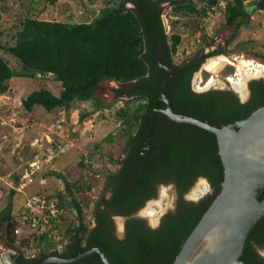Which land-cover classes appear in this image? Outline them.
I'll return each mask as SVG.
<instances>
[{
  "label": "trees",
  "instance_id": "trees-1",
  "mask_svg": "<svg viewBox=\"0 0 264 264\" xmlns=\"http://www.w3.org/2000/svg\"><path fill=\"white\" fill-rule=\"evenodd\" d=\"M103 1L107 3L106 6L91 22L73 24L28 16L14 37V46L6 47L0 40V95L9 91L8 81L14 77L34 78L38 74L55 77L63 87L59 96L41 89L23 101L27 111L41 106L51 113L58 108L70 109L76 100H93L103 82H119L124 85L130 99H136L134 108L129 104L119 113V117L124 119L128 139L126 143H131L129 137L140 119L151 118L157 109L167 108L162 101V87L170 76L167 67L177 73L176 79L166 86V92H169L175 112L179 115L208 121L222 128L243 121L264 107L263 80L252 82V98L244 104L233 93L224 90L213 89L204 93L192 91L190 83L193 74L205 63L208 55L189 56L179 63L174 61L183 38L180 33L170 36L167 31L163 19V4L166 0H119L116 4ZM202 1L205 5L198 7L192 0H182L174 12L176 16H194L195 32L200 31L204 41H207L208 34L200 25L214 8L222 11L225 23L230 27L239 26L243 19L249 20L253 13L264 14V0H253L250 4L246 3L247 0H230L226 2L225 8L219 0ZM47 2L54 5L58 0ZM31 3L34 1L31 0ZM1 34L0 31V38ZM1 51L18 59L21 70H14ZM162 116L164 114L158 118ZM86 118L87 115L81 117L82 120ZM188 127L194 129L195 133L185 130ZM181 128L184 131L167 132L165 157L161 156L153 163L142 166L143 177L138 178V173L131 181L130 177L133 176L128 169L133 167L141 143L146 140V132H138L137 147L127 159L121 175L112 172L107 176V186L112 196L103 197L97 202L95 214L98 223L88 230L82 207L74 195V190L81 193L84 188L67 182L59 175L65 181V192L53 194L59 197L61 206L67 211L70 200L78 219L64 232L62 227L67 221V212L64 213L60 218L62 225L55 228L61 235L60 241L49 238V233L43 237L35 235V247L41 250L57 248L67 236L71 245L66 258L74 259L91 249L101 248L113 264H174L185 241L220 194L224 181V167L216 136L191 125L181 124ZM107 156L110 155L107 153ZM79 164L86 168L83 162ZM200 178L209 182L212 192L198 202L186 200V193ZM159 183H173L179 198L176 208L163 216L157 228H152L145 219L131 216L142 209L149 199L157 196L156 186ZM16 192L10 188V195ZM35 194H40V191ZM102 204H106L108 209L103 217L98 215ZM5 214L8 241L14 245H29L28 239L18 241L15 235L19 222L15 221L12 203ZM112 214L127 218L124 239H118L112 235L113 232L111 234L115 229L110 220ZM263 249L264 219L249 236L243 261L246 264H264V257L259 252ZM75 264L104 263L98 254H94Z\"/></svg>",
  "mask_w": 264,
  "mask_h": 264
},
{
  "label": "rangeland",
  "instance_id": "rangeland-1",
  "mask_svg": "<svg viewBox=\"0 0 264 264\" xmlns=\"http://www.w3.org/2000/svg\"><path fill=\"white\" fill-rule=\"evenodd\" d=\"M33 1L32 4L31 0H0L2 12L0 40L4 46L15 45L14 37L20 30L22 21L28 16L39 20L81 24L91 22L107 4L103 0H58L54 5L49 4L47 0ZM108 1L112 4L119 2V0ZM181 1L166 0L163 4V19L169 35L180 33L183 38V42L174 56V61L179 63L189 56L208 55L205 63L192 79L195 90L202 92L212 87V89L226 91L235 87L234 91L241 99H244L235 86L239 84L241 77L246 74L248 76L247 90L251 80L264 79V77H252L253 68L243 66V61L246 60L264 65L262 57L264 56V14L253 13L249 20L243 19L239 26L230 27L226 25L222 11L214 8L205 20L202 19L203 22L200 25L208 34L207 41H204L201 32H195L194 16L180 14L176 16L175 7ZM192 1L198 7L205 5L202 0ZM219 1L225 8L226 2L230 0ZM252 1L247 0L246 3L250 4ZM128 6L130 7V4ZM234 35L235 38H233ZM1 53L14 70H21L22 66L18 59L6 51H1ZM223 56L226 57V62H221L220 58ZM211 79L217 83L208 85ZM8 86L9 91L0 95V180L2 182L16 181V173L25 167L26 162L33 161L34 155H42L44 152L47 162H45L42 173L40 172L34 177L30 188L28 186L22 192L10 195L9 186L0 182V244H4L7 237L5 213L8 206L13 204V214L17 216L22 211L26 198L36 192L51 193L53 196H55L53 194L55 192H65V181L59 175L67 179V182L84 188L81 193L79 190H74V195L82 207L86 230L92 228L96 223L97 202L109 195L107 176L116 171L117 162L126 141L124 119L119 117V113L129 104L134 108L136 99H130L123 84L106 81L98 87L93 100L87 102L76 100L70 109L58 108L51 113L46 112L41 106H35L30 112L23 106V101L30 94L47 89L59 96L63 89L62 84L55 77H42L38 74L34 78L14 77L8 81ZM83 115H87L85 120L81 119ZM62 120L67 127L62 134L63 144H60L58 139L61 138L57 134L51 135L49 126L52 123L58 124ZM50 135L54 137H52L53 144L48 142L51 140ZM49 137L50 139H48ZM37 139L41 140L39 145H35ZM59 145L70 146L65 147L62 151L61 147L58 148ZM27 149L30 151L28 150L26 153L24 150ZM99 150V153L110 155V163H106L105 174L101 173L100 169L101 176L96 178L91 176L89 167L82 168L79 163L90 165L86 158L89 154ZM103 156L105 157V155ZM84 158L85 160H83ZM44 174L45 176L53 175L54 179L40 185L39 181L44 177L42 176ZM32 185L37 188L32 189ZM198 189H203L207 194L212 192L208 181L205 178H200L186 193L185 199L195 200L194 192ZM178 198L179 192L173 184L161 185L158 188L157 196L149 200L137 214L139 218L145 219L149 226L157 228L162 217L176 208ZM68 202L67 223L65 222L62 227L64 232L78 219L77 211L72 207L71 201ZM114 224V232L119 238H123L126 232L125 219L115 217ZM65 237V241L70 239ZM15 247L28 255L38 251L35 244L27 249H23L24 246L19 243L15 244ZM259 252L264 257V249Z\"/></svg>",
  "mask_w": 264,
  "mask_h": 264
},
{
  "label": "water",
  "instance_id": "water-1",
  "mask_svg": "<svg viewBox=\"0 0 264 264\" xmlns=\"http://www.w3.org/2000/svg\"><path fill=\"white\" fill-rule=\"evenodd\" d=\"M166 69L170 76L163 84L162 101L167 108L156 111L153 119L160 112L178 124L197 126L213 133L224 167L220 194L185 241L174 264H246L243 261L246 243L256 225L264 219V107L247 119L222 128L179 115L165 91L177 73L170 67ZM248 98L249 95L246 100ZM206 194L201 193L193 201H200ZM64 250L62 247L60 252ZM93 254H98L104 264H113L101 248L91 249L71 260L52 258L44 264L77 263ZM14 257V251L1 253L0 264H12Z\"/></svg>",
  "mask_w": 264,
  "mask_h": 264
},
{
  "label": "flooded vegetation",
  "instance_id": "flooded-vegetation-1",
  "mask_svg": "<svg viewBox=\"0 0 264 264\" xmlns=\"http://www.w3.org/2000/svg\"><path fill=\"white\" fill-rule=\"evenodd\" d=\"M199 56H201V55H197V57H199ZM197 72H195V73H197ZM195 73L193 74V77H194ZM193 77H192V79H193ZM192 79H191L190 85H191L192 91H194V92L204 93V92H208V91L214 89V88L212 89V87H211L210 89H208L206 91H202V92L197 91V90H195L194 86L192 85ZM255 80H263L264 81V79H253V80L250 81V83L248 84V93H247V95H249V98L247 100H246L247 96L246 97L242 96L245 99H241L237 95V93L234 91L235 87H233V89L226 90V92L233 93L240 103H242V104L247 103L252 98V94L253 93H252L251 85H252V82L255 81ZM165 91H166V88H165ZM168 95H169V92H168ZM132 98H135V97H132ZM163 110H165V109H157V111H163ZM161 114H163V113H160V112L157 113L155 119H153V116L151 118L148 117L146 119H140L139 122H137L135 129H133L134 132H133L132 136L129 137L131 143H126L128 141L127 136H126V141L124 142L125 145H124V147H122V151H121L122 153L120 154V157H119L118 162H117V167H116V171H115V173H117V175H121V172L123 171L124 167H126L127 159L130 157V154L132 153V151L134 149H136V147H137V144H138V132H144V133L146 132V140L142 141L140 148L138 147L139 148V152L137 153V158L133 161V167L128 169L130 175L133 176V178L130 177L131 181H133L135 179L134 178L136 176L135 174H138V173L140 174L138 178H142L143 177L144 167H142V166H144L145 164L148 165L149 162L153 163L155 159L160 158L161 156L165 157L166 151H165L164 147L166 146L165 141H166V139L168 137V134H167L168 131H171V130H176L178 132H181L182 130L184 131V129H182L183 127L181 128V124H178V123L174 122L173 120H171L170 118L166 117L165 115L160 117V118H158L159 115H161ZM185 125H188V124H185ZM191 126H193V125H191ZM194 127H197V126H194ZM125 130H126V128H125ZM185 130H188L191 134L195 133V130L192 129L191 127H188ZM95 154L96 153L89 154L88 158H86V159L89 160V163L92 162L95 165V167H100L101 166V162H103L102 163L103 165L101 166L100 169L102 170L101 173L104 172V174H105V172H106L105 171L106 163L107 162L110 163L109 162V156H107V154H106L105 157L102 156L101 158L97 159L95 157ZM103 155H104V153H103ZM103 158L108 159V161H106V160L102 161V160H104ZM94 160H95V163H94ZM97 165H99V166H97ZM89 170L91 171V167H89ZM101 173H91V176L99 178L101 176ZM170 184H173V183H159V184H157V186H156L157 193H158V188L161 185H170ZM210 188H211V186H210ZM111 196H112V193H111V190L109 189V195L107 197L110 198ZM152 199H154V198H151L149 200H152ZM107 211H108V209H107L106 204H102L100 206V212H98V215L103 217L104 214L107 213ZM137 212L134 213L131 216V218H139ZM96 216L97 215L95 214V218H96ZM115 217H122L123 219H125V223L127 221V218L125 216L118 215V214H116V215L112 214L111 217H110V220H112L113 223H114ZM95 221H96V223L94 224V226L97 225V223H98L97 219H95ZM160 223H161V221H160ZM113 227L115 228V224H114ZM114 231H115V229L113 231H111V234L113 232L112 235H114L115 237L120 239L116 235V233ZM124 236H125V233H124ZM35 241L36 240L34 238L28 239L27 243H29V245L24 244L23 245L24 246L23 249L31 248L32 245L35 243ZM69 245H71V242H70V240H67V241H64V243L62 245H60L59 247H57V248H51V249L44 248V250H41V249L37 248L38 249L37 253H30L28 255V254H26V253H24L22 251L20 252L19 250H17L15 245L11 244L8 241V239L6 238L5 241H4V244H0V250H2L0 252V254L1 253H8L9 251H14L15 257H14V259L12 261V264H44L45 261H47L49 259H52V258H58V257L62 258L63 260H71L70 258H66L65 257V255L68 252H70L69 251ZM62 247H63V249L65 248V250L63 252H60V249ZM50 264H58V263H50ZM61 264H63V263H61ZM72 264H75V263H72Z\"/></svg>",
  "mask_w": 264,
  "mask_h": 264
},
{
  "label": "built area",
  "instance_id": "built-area-1",
  "mask_svg": "<svg viewBox=\"0 0 264 264\" xmlns=\"http://www.w3.org/2000/svg\"><path fill=\"white\" fill-rule=\"evenodd\" d=\"M66 127L67 126L65 125L63 120L59 121L58 124L52 123L49 126V130L52 132L50 134H57L61 138L58 139V142L60 144H63L62 134L65 132ZM52 137L53 136H51V140H48L50 144H53L54 142ZM39 141L41 142V140L37 139L35 145H39ZM68 146L59 145L58 148L61 147L60 149L63 151L64 148ZM99 152L100 150L95 154V157L97 159L103 156V152ZM44 156V152L42 153V155H35L33 161H30L22 170L16 173L17 181H1V183L7 187L9 186V189L12 188L17 192H22L25 188L33 183L34 177L43 170L45 162H47V159L44 158ZM102 161H105V159ZM102 163L103 162H101V166L103 165ZM88 164L90 165H86V167H91V171L89 170L91 173H99L101 166L95 167L92 162H88ZM66 212V208L61 206L60 199L57 196H52L44 193L28 196L22 211L19 213V215L16 216L15 221L19 222V226L15 230V235L21 241L23 239H35V235L38 237H43L44 235L49 233V238L55 240V242H59L61 239V235L58 230H55V228L57 226H60V218Z\"/></svg>",
  "mask_w": 264,
  "mask_h": 264
},
{
  "label": "bare ground",
  "instance_id": "bare-ground-1",
  "mask_svg": "<svg viewBox=\"0 0 264 264\" xmlns=\"http://www.w3.org/2000/svg\"><path fill=\"white\" fill-rule=\"evenodd\" d=\"M220 59H221V62L222 61L226 62V60H227L225 56L221 57ZM243 66L250 68V69L253 68V70L251 71L252 77L253 76L264 77V65H262L260 63L257 64L256 62L251 61V60H249V61L246 60V61H243ZM247 77H248L247 74L242 76L241 80L239 81V84L238 85L234 84L237 87V89L241 92L243 97H246L247 93H248L247 86H246L247 85L246 80H248ZM215 83H217V81H215L214 79H211V81L209 82V85H213ZM201 193L204 194L203 189L195 190L194 196H196V198H197Z\"/></svg>",
  "mask_w": 264,
  "mask_h": 264
},
{
  "label": "crops",
  "instance_id": "crops-1",
  "mask_svg": "<svg viewBox=\"0 0 264 264\" xmlns=\"http://www.w3.org/2000/svg\"><path fill=\"white\" fill-rule=\"evenodd\" d=\"M35 123H36V122H35ZM23 128H24V127H23ZM49 138H50V137H49ZM31 149H32V148H31ZM28 150H29V149L24 150V151H25V152H26V151L28 152ZM32 150H33V152H35L34 149H32ZM29 151H30V150H29ZM27 152H26V153H27ZM26 153H25V154H26ZM34 157H35V155H34ZM34 157H33V159H34ZM27 163H29V162H26L25 165H27ZM41 173H42V172H41ZM52 174L54 175V174H56V173H52ZM40 175H41V174H40ZM53 175H49V176H45V174L42 175V176H44V177H42V179L39 181V184L42 185L43 183H47L48 180L50 181V180L54 179V176H53ZM60 181H61V180H60ZM62 182H63V181H62ZM38 187H39V186H38ZM40 187H41V186H40ZM29 188H30V186H29ZM31 188L35 190L37 187L35 188L34 185H32Z\"/></svg>",
  "mask_w": 264,
  "mask_h": 264
},
{
  "label": "clouds",
  "instance_id": "clouds-1",
  "mask_svg": "<svg viewBox=\"0 0 264 264\" xmlns=\"http://www.w3.org/2000/svg\"><path fill=\"white\" fill-rule=\"evenodd\" d=\"M30 186V185H29ZM18 238V237H17ZM18 241H20L19 239H18Z\"/></svg>",
  "mask_w": 264,
  "mask_h": 264
}]
</instances>
